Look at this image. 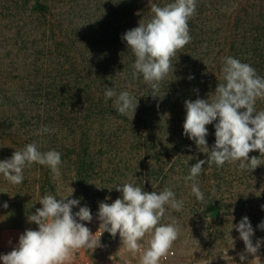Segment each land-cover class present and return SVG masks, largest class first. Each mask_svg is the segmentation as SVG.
I'll return each mask as SVG.
<instances>
[{
	"label": "rangeland",
	"instance_id": "1",
	"mask_svg": "<svg viewBox=\"0 0 264 264\" xmlns=\"http://www.w3.org/2000/svg\"><path fill=\"white\" fill-rule=\"evenodd\" d=\"M62 1L58 0L50 6L51 22L55 20L62 25L61 31L58 32L57 29L53 35L50 31L44 34V28H38L40 20L37 16L28 19V25L17 35L15 25L21 24L18 22L20 11L15 10L12 5L5 7L0 4V67L15 63L13 67L18 64L21 70H25L20 75L21 78L30 77L33 81H54L60 84L74 79V69L84 70L82 59L89 56L95 58L92 53L102 51L95 58L100 61L105 51L115 49L106 37L109 35L107 26L100 19L101 16L102 19L105 18V0ZM231 2L233 7L229 12L213 14L209 19L212 25L202 28L204 34L201 36L207 40L214 37L205 46L210 47V51L214 49L211 52L212 57L223 49L227 50L231 57L251 65L259 76L264 77V0ZM30 5L33 6L34 1ZM69 40L70 44L65 46L63 42ZM232 42L236 45L231 49ZM59 43L70 50L58 46ZM18 55L19 62H16ZM27 55L31 57V64L26 63ZM225 56L223 52L220 53L218 58L221 63ZM74 62L76 64L72 66ZM93 63L94 61L88 62L87 67ZM97 64L100 66L107 63ZM114 67L111 65L109 69ZM33 69H39L38 73L32 72ZM255 107L257 111L264 110V100L257 99ZM166 120L170 118L166 117L164 121ZM179 120L181 123L178 125L172 120L167 122L166 126L171 128L166 132L162 131L160 123L152 130L142 131L139 136L142 140L133 138V132L128 131L126 134L116 127L109 130L104 127L99 135L98 125L94 122L90 124L88 131L92 138L84 146L74 140L60 142L53 139L47 143L41 141L39 151L55 150L61 154L60 179L53 180L50 175L53 185L51 195L59 199L70 195L72 188L73 193L69 199H80V204L73 208V212L82 206L98 212L100 202L110 204L121 197V193L114 188L118 184L133 183L149 193L160 192L168 187L174 191L177 200L183 201V207L176 211L165 205L166 213L161 223H171L174 218L180 231L173 244L172 251L175 255L168 256L166 260L162 259L160 264H248V261L249 264H264V243L258 251L259 258L248 256L246 261L240 260L239 254L244 252L245 245L235 227H232L247 216L254 231L253 243L257 239L264 240V229L258 227L264 221V157H261L262 164L251 172L240 169L239 161L227 162V165L220 167L216 174L219 184L216 182L214 185L217 186L215 196L222 200V205L208 207L192 194V182L185 183L184 177L189 175L190 166L197 162L194 155L202 153V156L204 152L184 135L185 118L181 117ZM206 127L207 145L211 149L215 143V127L211 124ZM110 133L111 137H108ZM173 139L176 140L166 141ZM189 156L193 158L189 160ZM252 156L260 157L259 151L250 152L249 159ZM46 167L49 169L47 165ZM148 171H157L159 174L152 178L142 176ZM200 176L201 174L197 181L204 194L210 188ZM29 193L33 195L32 198L26 196L25 187L21 184L0 181V202L8 205L4 209V221L14 230L25 226H30L32 230L38 228L34 222L29 223L27 217L35 214L36 209L42 205L37 198V190ZM106 197L109 199L106 200ZM148 239L149 236L146 235L140 243L146 246ZM138 261L139 254L134 258V264H138Z\"/></svg>",
	"mask_w": 264,
	"mask_h": 264
},
{
	"label": "clouds",
	"instance_id": "2",
	"mask_svg": "<svg viewBox=\"0 0 264 264\" xmlns=\"http://www.w3.org/2000/svg\"><path fill=\"white\" fill-rule=\"evenodd\" d=\"M196 7V0H173L163 7L152 3L150 19H141L137 27L122 36L135 56L133 79L142 76L143 81L150 85L153 97L158 96L160 83L173 72V59L178 60L179 50L192 39L188 21L195 14ZM222 80L212 93L211 101L209 98H197L184 102V135L208 157L190 166L189 175L184 177L186 184L192 182L191 192L201 202L205 197L197 178L203 165L215 163L221 167L226 162L239 161L240 169L251 172L262 164L261 157H264V110L257 111L255 107L257 99L264 100V77L259 76L251 65L228 56L223 58ZM104 97L106 101H113V107L119 114L131 113L133 118L138 99L129 91L117 94L114 88L106 87ZM214 121L218 122L214 125L215 143L210 149L206 126ZM54 131L42 126L38 134ZM257 150L260 157L249 159V153ZM192 158L189 156V160ZM32 163L47 165L53 180L60 179L61 154L55 150L41 152L35 142L26 145L23 150L14 151L11 158L0 161V174L13 185H19L24 179V167ZM114 188L121 193V197L110 204L99 203V227L95 233L83 223L93 220L88 206L73 212L80 199H69L72 188L70 195L59 199L51 194L44 195L39 200L42 207L27 217L29 223L34 222L38 226L37 230H25L19 236L16 247L0 255V261L3 264H71L75 253L81 249L92 252L103 247L101 237L105 232L113 238L118 234L126 252L134 257L139 254L138 264H160L162 259L175 255L172 249L180 230L174 218L171 223H161L166 213L165 205L176 211L183 207V201L176 199L174 191L165 187L160 192L149 193L133 183L118 184ZM3 206L8 207L6 203ZM232 227L245 245L244 252L239 254L240 260L246 261L248 256L259 258L258 251L264 240L257 239L253 243L254 231L249 218L243 217ZM258 227L264 229V221ZM146 235L149 239L145 246L140 241Z\"/></svg>",
	"mask_w": 264,
	"mask_h": 264
},
{
	"label": "trees",
	"instance_id": "3",
	"mask_svg": "<svg viewBox=\"0 0 264 264\" xmlns=\"http://www.w3.org/2000/svg\"><path fill=\"white\" fill-rule=\"evenodd\" d=\"M31 1H34L33 6L30 5ZM57 1L0 0V4L2 3L5 7L12 5L15 10L20 11L18 22L21 24L15 25L17 26V35H20L23 27L29 23L27 20L33 16H37L40 20L38 28H44V34L46 31H50V34L53 35L57 29L60 32L62 27L60 22L55 20L51 22L50 20V6ZM171 2L173 0H105L106 12L103 13L105 18L102 19L101 16L100 19L107 26L109 35L106 37L110 39V44H113L115 49L109 50V52L105 51L100 61L95 58L102 51L96 52L97 54L93 52L92 56L95 58L89 56L82 59L84 70L74 69V79L66 83L57 84L54 81L47 83L33 81L30 77L21 78L20 75H23L25 70H21L20 65L16 64L14 67L15 63L2 65L0 67V161L11 158L13 152L17 151L16 148L23 150L26 145L33 142L37 144L39 150L41 141L47 143L53 139L60 142L74 140L84 146L90 137L92 138L88 131L90 124L92 125L94 122L98 125L97 129L99 130H96L99 131V135L104 127H107V130L116 127L126 134L128 131L133 132V138L142 140L139 137L141 132L152 130L158 123L162 126L163 132L171 128L166 126V123L171 120L176 125L180 124L179 118L186 116L184 103L186 100L209 98L211 101L212 93L215 92L218 83L223 82V61L221 63L218 57L222 52L226 55L225 57L230 55L227 54V50L223 49L212 57L213 53L211 52L214 49L210 51L211 48L206 46L214 37L205 39L201 36L204 34L202 28L212 25L209 19L213 14L229 12L233 7L231 0H196V12L188 21L189 34L192 39L179 50L181 53H178V60L173 59V72H170L160 83L158 96L151 95L152 89L143 81L142 76L133 79L132 65L135 62V56L128 48L126 41L122 40V36L126 31L137 27L141 19L144 21L150 19L152 3L163 7ZM69 42L71 41L63 43L66 46L70 44ZM230 44L231 49L236 45L233 42ZM58 46L62 47V44L59 43ZM29 56H26V63L31 64ZM15 61L19 62V55L16 56ZM91 61L94 63L87 67V63ZM102 62L107 64L100 66L97 64ZM75 64L76 62L72 63V66ZM111 65L115 67L109 69ZM31 66L34 68L33 64ZM29 70L30 68L26 69V72ZM34 71L37 74L39 69H33L32 72ZM15 74H17L16 77H13L12 75ZM16 79L19 80L16 81ZM106 87L114 88L117 94L129 91L138 99V107L133 118L131 113L128 115L119 114L113 107V101L105 100ZM166 117L170 120L165 122ZM216 122L218 121L211 125H215ZM42 126L55 129V131L38 134ZM111 134L108 137H111ZM147 140L150 138L147 137ZM201 154H195V159L197 161L207 160V154L204 153L202 156ZM224 165H227V162ZM219 168L215 163H206L203 165L201 173L204 183L210 188L204 193V203L212 208L222 205V200L215 196L217 186L214 185L216 182L219 184L216 176ZM158 174L157 171H148L142 176L152 178ZM50 175L52 172L50 168L47 169L46 165L38 163L26 165L23 169L24 179L21 183L22 187H25L26 196L32 198L33 195L29 192H35V190H37L39 200L46 194H53ZM2 180L7 181L3 174H0V181Z\"/></svg>",
	"mask_w": 264,
	"mask_h": 264
},
{
	"label": "built area",
	"instance_id": "4",
	"mask_svg": "<svg viewBox=\"0 0 264 264\" xmlns=\"http://www.w3.org/2000/svg\"><path fill=\"white\" fill-rule=\"evenodd\" d=\"M91 212L93 215L92 222L83 223L95 233L99 227V220L97 219V211L91 210ZM101 243L103 247L96 248L92 252L88 249H81L76 252L71 264H134L136 256L134 257L131 253L124 250L118 234L113 238L109 233L105 232L101 237Z\"/></svg>",
	"mask_w": 264,
	"mask_h": 264
},
{
	"label": "crops",
	"instance_id": "5",
	"mask_svg": "<svg viewBox=\"0 0 264 264\" xmlns=\"http://www.w3.org/2000/svg\"><path fill=\"white\" fill-rule=\"evenodd\" d=\"M4 203L0 202V255H4L13 250L18 244L19 236L25 232L27 229H31L30 226H25V228L14 230L7 226L4 221L5 207ZM0 264H3L0 261Z\"/></svg>",
	"mask_w": 264,
	"mask_h": 264
}]
</instances>
